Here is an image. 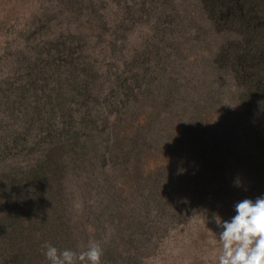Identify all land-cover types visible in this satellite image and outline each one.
Wrapping results in <instances>:
<instances>
[{"label":"rangeland","instance_id":"obj_1","mask_svg":"<svg viewBox=\"0 0 264 264\" xmlns=\"http://www.w3.org/2000/svg\"><path fill=\"white\" fill-rule=\"evenodd\" d=\"M264 197V0H0V264H217Z\"/></svg>","mask_w":264,"mask_h":264},{"label":"clouds","instance_id":"obj_2","mask_svg":"<svg viewBox=\"0 0 264 264\" xmlns=\"http://www.w3.org/2000/svg\"><path fill=\"white\" fill-rule=\"evenodd\" d=\"M235 212L230 221L217 218L223 229L217 264H264V197L242 200L236 204ZM42 247L50 264H101L103 256L99 241L89 242L86 250L79 253L60 251L47 242Z\"/></svg>","mask_w":264,"mask_h":264}]
</instances>
